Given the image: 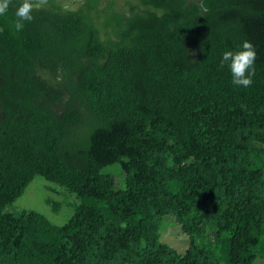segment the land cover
<instances>
[{"label": "trees", "instance_id": "16d2710c", "mask_svg": "<svg viewBox=\"0 0 264 264\" xmlns=\"http://www.w3.org/2000/svg\"><path fill=\"white\" fill-rule=\"evenodd\" d=\"M134 1L0 16V264L264 261V0ZM244 40L247 88L220 66ZM38 175L81 198L66 223L6 211Z\"/></svg>", "mask_w": 264, "mask_h": 264}, {"label": "rangeland", "instance_id": "374dc122", "mask_svg": "<svg viewBox=\"0 0 264 264\" xmlns=\"http://www.w3.org/2000/svg\"><path fill=\"white\" fill-rule=\"evenodd\" d=\"M38 1V0H36ZM65 10H78L83 0H58ZM120 12L129 13L131 4L134 0H116ZM108 2V0H105ZM117 165H111L104 169L105 172L117 173ZM118 187H121L123 179L118 177ZM75 193H72L58 183L51 182L43 176H36L30 183L24 194L13 204L7 206L6 211L20 213L24 210H33L45 214L53 223L62 225L66 223L74 212V208L81 203ZM58 204L55 210L54 204ZM161 240L168 243L178 252L184 253L189 245V236L185 234L174 217H164ZM258 264H264L260 260Z\"/></svg>", "mask_w": 264, "mask_h": 264}, {"label": "clouds", "instance_id": "9594fccd", "mask_svg": "<svg viewBox=\"0 0 264 264\" xmlns=\"http://www.w3.org/2000/svg\"><path fill=\"white\" fill-rule=\"evenodd\" d=\"M46 0H21L15 12L14 30L20 32L25 22L34 19L33 10L40 8ZM9 0H0V16L7 13ZM256 50L251 41L244 40L237 48L225 50L220 57V66L226 67L231 75V83L237 87L247 88L253 83L255 74Z\"/></svg>", "mask_w": 264, "mask_h": 264}]
</instances>
